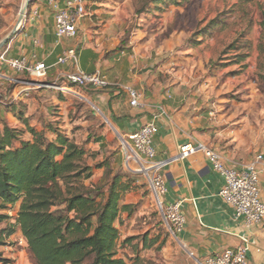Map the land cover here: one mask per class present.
<instances>
[{
	"label": "crops",
	"instance_id": "crops-1",
	"mask_svg": "<svg viewBox=\"0 0 264 264\" xmlns=\"http://www.w3.org/2000/svg\"><path fill=\"white\" fill-rule=\"evenodd\" d=\"M64 1L59 0L57 5L63 7ZM85 1L87 16L78 25V36L57 43L56 9L35 0L30 12L36 8L38 16L29 13L19 33L0 54L6 52L9 58L45 63L49 67L46 82L50 84L62 85L69 74L77 71L99 73L106 79L107 88H88L90 93L85 95L105 124L95 131V138L101 137V143L91 141L87 145L89 150L103 155L110 149L121 160L123 155L118 152V145L127 143L126 149L134 151L129 137L149 123L156 125L154 162H167L161 171L167 187L163 201L165 204L180 202L186 219L184 230L176 237L161 230L163 224H158L161 221H153L149 228L151 234L146 233L148 238L146 235L142 238V242H154L153 247L165 242L161 251L163 264H205L209 257L237 249L245 241L249 246L248 264H264V224L249 225L244 219L235 218L234 209L219 196L224 180L203 152L185 159L181 157L183 146L202 144L219 153L228 168L247 171L251 164L257 163L264 201V107H255L249 99L229 100V96L217 90L216 79L181 69L168 72L164 58L159 59L158 53H143V47L134 41L122 43L134 14L130 0ZM69 49L77 51L78 62L59 65V58ZM0 74L12 80L24 78L1 64ZM6 85L14 90L5 92L2 87ZM125 87L141 94L139 107H131ZM25 90L24 86L0 79L2 94ZM47 90L55 89L43 92L48 93ZM69 90L62 100L76 93L73 87ZM31 91L20 101L28 99ZM19 109L26 114L25 105ZM153 202V196L150 194L147 198L140 186L125 196L123 205H133L136 211L132 217L122 216L125 227L117 224L122 239L141 235L132 229L148 216Z\"/></svg>",
	"mask_w": 264,
	"mask_h": 264
},
{
	"label": "rangeland",
	"instance_id": "rangeland-1",
	"mask_svg": "<svg viewBox=\"0 0 264 264\" xmlns=\"http://www.w3.org/2000/svg\"><path fill=\"white\" fill-rule=\"evenodd\" d=\"M24 1L0 0V42L16 26ZM150 1H129L134 11L129 22V43H139L143 53H158L159 59L164 58L168 72L181 69L187 73L210 76L216 79L217 90L229 96V100L244 102L249 99L255 107H264V0H197L183 4H176V0H164L166 2L160 3L161 10L158 11L154 10ZM141 8H145L146 12L136 16L135 12ZM5 73L8 74L7 71ZM2 88L5 92L14 90L9 85ZM74 88L76 93L66 96V100L57 99V90H47L48 93L43 92L46 91L44 88L31 91L28 99L13 103L17 110L15 113L0 106V119H3L0 120V131L9 125L22 131L23 138H31L23 120L18 117L19 106L25 105L27 112L24 119L29 121L30 127L45 131L49 139L53 134L48 128L53 125L75 141L86 143L88 134L104 127V119L85 96L90 89ZM90 146L94 148L95 145ZM126 148L123 142L118 145V152L123 155L121 160L115 157L113 150L108 149L103 155L98 154L87 162L96 165L106 158L110 159L114 170L122 169L135 175L144 195L149 198L148 180L139 166L129 159L130 151ZM104 173V169L95 170L92 183H98ZM151 205L153 210L141 222L134 224L132 232H139L141 237L151 234L149 228L152 222L161 221L158 224H163L161 230L167 235L168 230L154 202ZM11 215L15 217L16 211H12ZM5 225L0 224V230ZM22 241L21 233H16L0 245V257L5 260L0 264H35ZM139 243L143 247L142 240ZM164 245L165 242L142 250L141 254L150 264H163L161 251ZM118 251L119 256L126 259L134 254L131 247L119 246Z\"/></svg>",
	"mask_w": 264,
	"mask_h": 264
},
{
	"label": "trees",
	"instance_id": "trees-1",
	"mask_svg": "<svg viewBox=\"0 0 264 264\" xmlns=\"http://www.w3.org/2000/svg\"><path fill=\"white\" fill-rule=\"evenodd\" d=\"M194 1L197 0L175 2ZM165 2L149 3L158 11L160 3ZM145 12L141 8L135 15ZM130 30L129 27L122 43ZM58 94L62 100L64 94ZM4 109L12 113L16 110L14 104ZM24 115L19 109L18 117L30 139L9 125L0 131V224H6L0 230V245L20 232L35 264H150L141 253L155 243L144 240L141 247L139 240L144 236L122 239L117 227L123 223L124 214L132 217L136 211L135 206L123 205V201L139 188L137 177L122 169L114 170L108 158L96 165L88 164L89 158L100 154L87 149L91 141L101 143L102 138H95V133L88 136L86 143L78 144L51 125L48 130L53 137L49 139L45 131L30 127ZM99 169L105 170L104 176L92 183L94 171ZM12 211H16L15 217ZM119 246L131 247L133 256L120 257ZM0 261L5 260L0 257Z\"/></svg>",
	"mask_w": 264,
	"mask_h": 264
},
{
	"label": "built area",
	"instance_id": "built-area-1",
	"mask_svg": "<svg viewBox=\"0 0 264 264\" xmlns=\"http://www.w3.org/2000/svg\"><path fill=\"white\" fill-rule=\"evenodd\" d=\"M56 9L55 36L57 43L64 39H74L78 36V25L87 16L85 0H65L64 6L57 5L59 0H38ZM31 15L37 17L38 9H32ZM78 62L77 51L69 49L58 60L59 65ZM0 64L24 78L12 80L0 74V79H5L12 84L26 87L23 92L3 95L0 93V106L13 104L23 96H28L34 89H55L62 94L70 93L69 87L84 86L95 89H105L108 82L99 73L86 74L77 71L69 74L64 84H51L48 86L47 76L49 67L42 62H30L26 58H9L6 52L0 54ZM70 85V86H69ZM124 91L129 96L130 105L133 108L140 106L141 94L133 88L125 87ZM157 127L154 123L143 126L138 132L129 137L134 151H130V157L144 173L148 180L151 195L155 201L156 209L171 236L176 237L185 228L186 219L181 210V203L165 204L163 199L167 193L165 180L161 171L167 166V162H154L156 152L154 140ZM128 147V144H124ZM203 152L212 164L213 170L224 180V186L219 196L235 211L236 219H244L249 225L264 224V201L259 189L260 170L257 163L249 166L247 171L228 168L223 157L204 145H185L181 148V157L188 158L196 153ZM261 159V157H259ZM23 243V241H22ZM249 246L247 242L237 249H228L221 254L209 257L205 264H248Z\"/></svg>",
	"mask_w": 264,
	"mask_h": 264
},
{
	"label": "water",
	"instance_id": "water-1",
	"mask_svg": "<svg viewBox=\"0 0 264 264\" xmlns=\"http://www.w3.org/2000/svg\"><path fill=\"white\" fill-rule=\"evenodd\" d=\"M30 9H31V0H25L22 9L20 11V16L16 26L13 28L11 33L0 42V51H2L6 47V45L12 39V37H14L19 33L21 27L26 23L28 19Z\"/></svg>",
	"mask_w": 264,
	"mask_h": 264
}]
</instances>
